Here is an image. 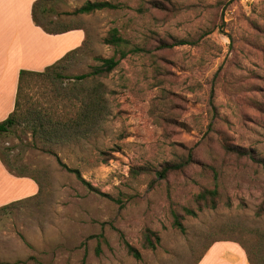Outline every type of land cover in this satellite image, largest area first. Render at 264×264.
<instances>
[{
    "label": "rangeland",
    "instance_id": "obj_1",
    "mask_svg": "<svg viewBox=\"0 0 264 264\" xmlns=\"http://www.w3.org/2000/svg\"><path fill=\"white\" fill-rule=\"evenodd\" d=\"M87 1L119 8L61 17L85 31L82 50L59 66L60 79L28 80L19 123L0 136L10 168L41 186L0 212V264H194L224 240L264 264V0H64L57 11ZM112 28L127 40L124 52H140L99 78L110 107L99 130L77 143L32 139L27 114L95 58H119L102 43ZM181 40L187 45L166 47ZM137 168L147 172L133 177ZM213 189V201L198 198ZM146 231L159 238L153 250L143 247Z\"/></svg>",
    "mask_w": 264,
    "mask_h": 264
},
{
    "label": "trees",
    "instance_id": "obj_2",
    "mask_svg": "<svg viewBox=\"0 0 264 264\" xmlns=\"http://www.w3.org/2000/svg\"><path fill=\"white\" fill-rule=\"evenodd\" d=\"M62 3H64V0H36L31 7V17L33 24L41 28L46 34L59 35L82 29L81 27H75L66 24L61 20V17L74 18L80 15H89L103 10H116L119 8L117 4L107 1H87L71 12H58V5H61ZM85 41L86 40H84L83 44L79 48L68 52L55 64L47 67L42 72H19L14 110L7 119L0 122V136L7 133L11 127L19 123L21 117V113L18 112L20 102L19 99L22 97L23 87H25V85L28 86V80L37 78L52 82L53 78L55 80L60 79L57 71L59 66L75 56V54L79 53L82 50ZM102 43L106 46L118 48L119 58H95L97 65L91 67L87 74L71 78L74 84H72L69 89L56 88L53 92L54 97L49 102L47 107H39L38 109L27 114L32 115L28 126L32 139L46 145L77 143L81 140L91 137L96 131L99 130L102 123L108 116L110 108L106 98V88L101 82L98 81L99 78L110 74L118 66L119 61L125 58L127 53L135 54L140 52L139 48L134 47L128 52H124L122 47L127 45L128 42L120 35L116 28H112L107 32L102 40ZM184 45H187V42L181 40L166 47ZM223 148L226 153L235 154L237 156H244L247 154V152L244 150L240 151L237 148H231L226 145L223 146ZM189 159L190 158H188L186 162H188ZM0 161L7 168L10 174L14 175L15 177L30 178L37 184V195L32 198H28L27 200L36 198L41 194V186L38 177L34 175H25L21 172V170L18 169H11L6 161L5 153L1 149ZM184 163L185 162L178 165L167 164L164 166L163 170L158 173V176L164 179L170 170L180 169ZM58 164L67 172L74 174L79 182L89 191H97L94 190L88 183H86L76 170L68 169L59 161ZM146 172V169L137 168V170H133L131 174L133 177H137L138 175L144 174ZM216 196L217 191L216 189H213L202 192L200 195H198V198L202 201L207 199L213 201ZM16 204L17 202L4 206L0 208V212L5 211L9 207H12ZM185 212L188 215H192V212L189 210H185ZM172 216L173 226L180 232H183L184 228L179 222L177 214L173 213ZM158 242L159 238L156 234L146 231L144 234L143 247L153 250ZM123 244L129 255H131L136 260L140 259V255L136 249L130 246L127 242H124ZM208 247L209 245L206 247L199 259L203 256ZM199 259L196 261V263L199 261Z\"/></svg>",
    "mask_w": 264,
    "mask_h": 264
},
{
    "label": "crops",
    "instance_id": "obj_3",
    "mask_svg": "<svg viewBox=\"0 0 264 264\" xmlns=\"http://www.w3.org/2000/svg\"><path fill=\"white\" fill-rule=\"evenodd\" d=\"M36 0H0V122L13 112L20 71L42 72L68 52L79 48L86 37L82 29L49 35L32 22ZM38 193L30 178L15 177L0 161V208ZM194 264H250L246 252L232 241L209 245Z\"/></svg>",
    "mask_w": 264,
    "mask_h": 264
}]
</instances>
